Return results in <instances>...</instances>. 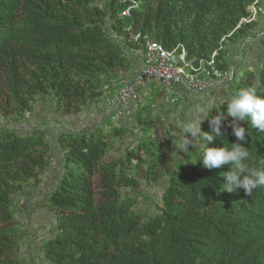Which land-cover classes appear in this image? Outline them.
Segmentation results:
<instances>
[{"label": "trees", "instance_id": "obj_1", "mask_svg": "<svg viewBox=\"0 0 264 264\" xmlns=\"http://www.w3.org/2000/svg\"><path fill=\"white\" fill-rule=\"evenodd\" d=\"M253 3L0 0V264L24 263L26 230L14 201L41 182L57 155L62 173L41 201L55 214L53 234L40 247L45 264H264V187L251 197L242 189L221 191L227 165L208 170L191 164L201 158L199 149L180 157L170 151L165 121L175 110L146 109L163 93L149 89L127 120L108 131L106 120L50 140L49 130L27 132L22 122L39 102L48 101L61 117L97 106L105 87L132 72L144 38L167 51L183 45L193 65L216 53V67L233 77L227 83L233 94L254 87L264 95V33L260 66L232 72L229 61L232 49L256 33V22L242 23ZM231 120L222 121L225 136L209 147L232 146ZM241 124L249 163L264 167V132ZM202 131L210 132L207 121ZM133 133V145L107 157L113 141ZM158 183L162 194L153 212L141 214L139 199Z\"/></svg>", "mask_w": 264, "mask_h": 264}, {"label": "clouds", "instance_id": "obj_2", "mask_svg": "<svg viewBox=\"0 0 264 264\" xmlns=\"http://www.w3.org/2000/svg\"><path fill=\"white\" fill-rule=\"evenodd\" d=\"M214 103L197 104L189 111L186 123L179 130L178 143L173 145L174 149L177 155L183 153L185 156L194 148L199 149L201 158L191 164H200L204 169L212 170L227 165L228 170L222 172L223 175L220 173L223 177L221 191L236 193L242 189L245 196L251 197L254 190L264 187V167H253L249 163L250 152L244 146L248 140L247 128L241 122L246 125L250 122L253 128L264 132V95H258L254 87H247L220 102V106L226 108L224 112L220 111V106L217 111L213 107ZM213 110L215 114H212ZM226 117L232 118L229 127L235 142L231 143L230 148L223 144L221 147H209L214 138H224L225 133L221 127ZM205 120L210 132L201 130V123Z\"/></svg>", "mask_w": 264, "mask_h": 264}, {"label": "rangeland", "instance_id": "obj_3", "mask_svg": "<svg viewBox=\"0 0 264 264\" xmlns=\"http://www.w3.org/2000/svg\"><path fill=\"white\" fill-rule=\"evenodd\" d=\"M258 5H259L258 15L256 16V18L254 20V22H256V24H257L256 33L249 36V38L245 41L243 47L239 46L237 48L232 49V51L229 55V61H230L232 68L234 67L235 62H237V61L239 62V60L241 59V55H245L246 53H248V55H250V57H251L249 64H248L249 65L248 69L257 68L261 64L262 58L260 56L259 40L261 39V37L264 33V0H261L260 4H258ZM232 78H233L232 76H230V77L227 76L225 78V81L227 80L229 83L230 81H232ZM148 88L152 91H155V93H160V92L163 93L162 100L160 103H159V100H157V97H156V100L154 99L155 102H152L153 100H151L150 102L147 103L146 109L151 111L152 114H153V112L155 114L157 112H160L161 114H166L168 112L170 114V110L176 109V112L170 114L169 117H167V119L165 121V125L168 129V133L166 135L168 136L169 140L172 141L173 145H176L178 143V137L180 134L179 130L182 129V127L186 123L187 118H188V113L190 110H193L197 104H205V103H209L211 101H215L216 103L213 104V107L216 108L217 111H219L220 102L224 98L232 96L233 92H234L233 88L225 86V88H223V90L225 89L223 92H220V91L215 92L213 94L214 98H212V100L208 99V101L206 100V98L203 97V95L206 96L207 94H209L210 91L208 93L202 94V95H194V94L187 93V94H189L188 95L189 96L188 101H191V104L188 105L186 108H184L185 107V100H184V98L181 97L182 95H180V94L178 95V93H177L176 94V98H177L176 103L171 104L170 103L171 98L161 88H159L158 86H156L153 83L148 85L147 89ZM202 98H204L205 100ZM140 99L142 100L143 96H140ZM199 100H201V101H199ZM141 103H142V101L139 102V105ZM222 107H223V105L220 106V110L222 109ZM93 108L94 107H90L89 109L85 110L86 113L82 112L81 114L76 115V116H80V115L84 116V114H87L83 118V121H84L83 123L86 124V125H84V128L86 127L87 131H90L91 129L94 128L91 125V124H94V121L92 122L91 121L92 119H90V118H93V116L89 117V114L94 111ZM154 108H156L157 112L155 111ZM224 111H226V110H224ZM52 113H53V106H52V104L51 105L48 104V101L37 103L34 106V109L31 112V114L26 115L25 118L22 120V122L25 123L24 129L27 132L49 130L47 132L50 133V130H52V127L53 126L55 127L56 124L59 122L58 118L60 117L59 114L54 116ZM212 114H215V110H213ZM56 116H58V117H56ZM90 116H91V114H90ZM206 121L207 120H205L201 123V130L204 127V125L206 124ZM105 124H106V126L110 125V122L106 121ZM5 125H7V123H5ZM119 125H120V122L118 123L117 126H119ZM130 125H131L130 127H133L135 129L133 123H131ZM0 126H1V123H0ZM117 126H115V127H117ZM89 128H91V129H89ZM151 132H153V131H151ZM134 134H137V133H133L132 135H128L124 138L113 141L112 146L110 147V150L108 151L107 157L108 158L117 157L120 154L119 152L125 146L133 145L135 142V138H136V135H134ZM158 135H160L161 137H163L165 135V132L161 126L159 127ZM173 145H170V147H172L170 149V151L175 152V154L177 155ZM178 155L184 156L183 153H178ZM54 157L55 156H52L50 158L49 162H51V160H55ZM45 175H46V172L43 174L41 180L45 179V177H46ZM162 186H163L162 183L161 184L158 183L157 187H153V189H151L150 191L149 190L144 191V194H146L148 197L145 201L142 199H139V205L137 206L138 212H140L141 214L146 213V212H150V213L153 212L156 201H158L161 197ZM35 191L36 190L33 189L32 192H35ZM24 200H27V199H24ZM14 203L16 204V202H14ZM40 203L39 202L37 203L38 206H40ZM17 205L18 206H16L14 208V209H17V211L20 208H24V205L21 202H20V204L18 203ZM50 214H51L52 218H55V214H53L52 212H50ZM46 215H48L47 212H46ZM17 218H19L17 220L21 224V221H23L22 218L20 216H18ZM46 219L47 218H45V220ZM49 220L50 221H48V222H50V224H51L53 219L51 220V217H50ZM41 225H42V227L41 226L39 227V229L42 230L41 237H43L44 239H48L49 236L51 235L50 226L46 225L45 221ZM37 233L41 234V232H37ZM31 234H32V231H29L28 235H31ZM33 239H35L34 236H33ZM31 240H32L31 238H25L24 242L29 243ZM31 243H32V245L30 244L29 246H25L24 243H21V248L23 251H21L20 253L24 254V255L26 254L28 256L27 259L25 260V264H37V263H35L36 262L35 257L37 256L36 254L39 250L40 242L35 243L36 246H34L33 240L31 241Z\"/></svg>", "mask_w": 264, "mask_h": 264}, {"label": "crops", "instance_id": "obj_4", "mask_svg": "<svg viewBox=\"0 0 264 264\" xmlns=\"http://www.w3.org/2000/svg\"><path fill=\"white\" fill-rule=\"evenodd\" d=\"M250 55H248V53H246L245 55H241V59L239 60V62H235L234 63V67H231L232 72H236V71H241V70H245L248 69V64L250 61ZM143 66V61H142V56L139 53L136 58L133 61L132 64V72L129 73L128 75H119L118 76V83L115 86L109 87V89L107 91H104L103 93V97L101 102L97 105L94 106V111L91 114H89V117L92 119L91 121H94V124H91L93 127H95L96 125L100 124L103 121L108 120V118L114 114L117 109L116 108H111L107 105V101L110 99H113L115 97L118 96L120 90L123 88V86H125L126 84L132 83L134 81V79L139 75V73L141 72ZM228 81L224 80L223 82H220L215 88H213L209 94H207L206 96L203 95L204 98H206V100H212V98H214V93L217 91L223 92V88H225V86H227ZM149 91V88L144 89V90H138V93L135 97L134 100H132L129 105L125 108H122L119 110V112L122 115V121L120 123H124L126 120V117L128 114H131L132 112H134L138 105L139 102H141L142 100L140 99V96H145L147 94V92ZM178 95H182L181 97L184 98L185 100V107L186 108L188 105L191 104V101H188V95L186 92H183L182 90L178 89L177 90ZM221 96V95H220ZM202 98V99H204ZM201 99V100H202ZM141 100V101H140ZM199 100V101H201ZM205 100V99H204ZM176 112V109H174ZM84 113H86V111H84ZM54 116L58 115L55 114L54 112L52 113ZM87 114H84V116L80 115V116H68V117H59L58 118V123L56 124V126L52 127V130H50V140H52L53 138H55L59 133L62 132H77V131H82L85 130L87 131L86 127L84 128V124L83 122V118L86 116ZM58 117V116H56ZM89 127V126H88ZM92 127V128H93ZM91 129V128H89ZM76 130V131H75ZM55 160H51V162H49V166L46 169V177L44 180H41V182L38 185H34V184H30L28 185V187L26 188L25 193L20 196L19 198H17L14 202H16V204L14 203V208L16 206H18L17 204L20 202L24 205V208H20L17 211V217L20 216L22 218L23 221H21V229H25L26 233L24 235L25 238H31L33 240L34 246L35 243L40 242V246H39V250L37 252V256L35 257V263L37 264H45L43 261V254L40 253V247L42 246V243L46 240H48L51 236H52V229H53V225H54V218H52L49 210L44 206L41 205V201L49 194H51L57 187L58 184V180L60 178V175L62 173V165L60 164V156L57 155L54 157ZM50 170V171H49ZM44 172V173H45ZM33 189H35V192H32ZM27 199V200H24ZM40 203V206H38L37 203ZM46 212L48 215H46ZM47 216V217H46ZM53 219V221L48 222ZM45 218H47L45 220ZM19 219V218H18ZM46 222V225L50 226V233L51 235L49 236L48 239H44L43 237H41L42 235V230L39 229V227H42V223ZM28 224V225H27ZM27 225V226H26ZM46 230V229H45ZM32 231L31 235H28V232ZM37 232H41V234H38ZM33 236L35 237V239H33ZM40 236V237H39ZM22 238V243L25 244V246H29L30 244L32 245L31 241L29 243H25L24 240L25 238ZM31 248V247H30ZM34 248V247H33ZM23 251L22 248L20 250V252ZM22 254V258L25 264V260L27 259V255ZM33 263V262H32Z\"/></svg>", "mask_w": 264, "mask_h": 264}, {"label": "built area", "instance_id": "obj_5", "mask_svg": "<svg viewBox=\"0 0 264 264\" xmlns=\"http://www.w3.org/2000/svg\"><path fill=\"white\" fill-rule=\"evenodd\" d=\"M258 4L259 0H254L250 9L251 17L248 20H242V23L255 20L258 15ZM123 15L129 16V12L126 11ZM139 38L136 36L134 40ZM143 47L141 72L132 83L123 86L117 97L107 101L109 107L117 109L108 118L110 125L106 127L107 131L121 122L122 115L119 110L127 107L135 99L138 90L146 89L151 83L167 93L171 98L170 103L175 104L178 89L189 94L202 95L223 82L227 76L230 77V73L222 72L216 67V53H213L209 60L193 65L188 62L186 48L183 45L167 51L161 45L144 38ZM116 84L114 82L111 87ZM108 89L109 87H105L104 91Z\"/></svg>", "mask_w": 264, "mask_h": 264}, {"label": "bare ground", "instance_id": "obj_6", "mask_svg": "<svg viewBox=\"0 0 264 264\" xmlns=\"http://www.w3.org/2000/svg\"><path fill=\"white\" fill-rule=\"evenodd\" d=\"M260 14V13H259ZM260 17V16H259Z\"/></svg>", "mask_w": 264, "mask_h": 264}]
</instances>
